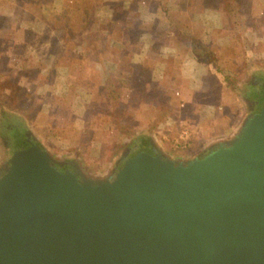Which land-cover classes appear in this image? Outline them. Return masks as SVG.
Here are the masks:
<instances>
[{
  "label": "rangeland",
  "instance_id": "rangeland-1",
  "mask_svg": "<svg viewBox=\"0 0 264 264\" xmlns=\"http://www.w3.org/2000/svg\"><path fill=\"white\" fill-rule=\"evenodd\" d=\"M238 3L234 27L222 0H0V166L15 127L59 159L73 155L92 176L113 170L123 137L146 128L156 131L167 154L196 157L250 116L248 107L239 90L155 32L166 26L164 7L196 43L221 54L225 74L239 84L249 71H264V0ZM24 66L36 74L10 91ZM109 78L120 94V130L100 107ZM25 108L34 110L30 118ZM87 124L94 133L81 150L79 133ZM194 144L197 152L189 153Z\"/></svg>",
  "mask_w": 264,
  "mask_h": 264
},
{
  "label": "water",
  "instance_id": "water-1",
  "mask_svg": "<svg viewBox=\"0 0 264 264\" xmlns=\"http://www.w3.org/2000/svg\"><path fill=\"white\" fill-rule=\"evenodd\" d=\"M262 107L191 159L155 141L92 176L15 127L0 166V264H264Z\"/></svg>",
  "mask_w": 264,
  "mask_h": 264
},
{
  "label": "trees",
  "instance_id": "trees-1",
  "mask_svg": "<svg viewBox=\"0 0 264 264\" xmlns=\"http://www.w3.org/2000/svg\"><path fill=\"white\" fill-rule=\"evenodd\" d=\"M223 10L222 13L226 16V18L229 20L231 19V23L235 27L237 25V22L240 18V5L238 3V0H222ZM163 14L166 17V26L164 29H158V32H155L157 35H162L163 33L166 34L165 37H163L162 43H168L172 47L177 48L181 53L190 54L192 58L201 64H203L207 68V73L210 74L213 78H221L222 81L226 82L228 84L227 87L231 86V90L235 89L236 91L240 90L238 89V84L235 83V81L231 80L233 76L225 74V69L221 63V54L214 51H207L205 46L202 44L196 43V39L192 33L189 32L188 28L185 27L181 21L178 19L172 17L170 15L169 10L166 8H162ZM233 34L236 30H233ZM26 33V32H24ZM23 33V34H24ZM158 38V42L161 41ZM65 41L69 40L68 35L64 37ZM237 41H242L241 34L237 36ZM0 65H1V59H0ZM36 71L31 68L30 66H24L23 69L20 71L15 83L9 85L10 91L18 90L17 84H20L24 81L25 84L31 82L29 79V76L31 73ZM0 75H1V69H0ZM37 77V76H36ZM35 77V78H36ZM34 78V79H35ZM1 79V78H0ZM27 81V82H25ZM1 82V81H0ZM223 83V82H222ZM230 85V86H229ZM21 86V85H20ZM225 86V85H224ZM119 91L114 87L113 82L109 79L106 80L104 83V89H103V97L100 102L101 110H105L106 114L109 117V120L118 128L119 130L122 129L118 122V103H119ZM1 96V95H0ZM135 98V97H134ZM13 103H17L18 100L16 99L12 100ZM1 98H0V107L1 104ZM23 110V109H22ZM24 111L26 112L27 117H31L32 112L34 111L32 108L27 111L25 108ZM14 129V128H12ZM11 129V130H12ZM24 132L26 133L28 130L24 129ZM93 128L92 125H85L82 132L79 133V142L77 147L82 150V148H85L88 146L90 139L93 136ZM145 149V148H144Z\"/></svg>",
  "mask_w": 264,
  "mask_h": 264
},
{
  "label": "flooded vegetation",
  "instance_id": "flooded-vegetation-1",
  "mask_svg": "<svg viewBox=\"0 0 264 264\" xmlns=\"http://www.w3.org/2000/svg\"><path fill=\"white\" fill-rule=\"evenodd\" d=\"M263 70V69H261ZM247 77L242 79V81L238 84L239 91L236 93L237 97L241 100V102L246 103L248 107V114L251 115L254 112H257L263 105V100L260 95V90L264 86V71H260V69L251 70ZM5 128V126H2ZM156 135V131L151 130L150 128L142 129L139 132H134L132 134H126L123 137V146L119 149V157L113 161L112 169L117 170L127 159L134 156L140 149L145 148L146 151H150L152 149L151 142L155 141L154 136ZM64 156V165L59 167L58 169L63 172L66 169H71L69 164L75 165L78 169H89L88 165H83L78 162L76 159H72L73 155L69 153H62ZM75 157L77 155H74ZM72 159V160H70Z\"/></svg>",
  "mask_w": 264,
  "mask_h": 264
},
{
  "label": "crops",
  "instance_id": "crops-1",
  "mask_svg": "<svg viewBox=\"0 0 264 264\" xmlns=\"http://www.w3.org/2000/svg\"><path fill=\"white\" fill-rule=\"evenodd\" d=\"M205 9H206V8H205ZM216 139H217V138H216ZM216 139H213V140H211V141H214V140H216ZM209 142H210V141H209ZM209 142H208V143H209ZM195 145H196V144H194V146H195ZM197 147H198V146H195L194 149L190 150V151H192V152H189V151H188V152L194 154L195 152H197V149L199 148V147H198V148H197ZM186 159H187V158H186Z\"/></svg>",
  "mask_w": 264,
  "mask_h": 264
}]
</instances>
